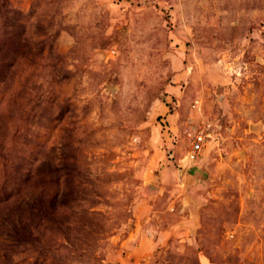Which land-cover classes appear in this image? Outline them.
I'll list each match as a JSON object with an SVG mask.
<instances>
[{
  "label": "rangeland",
  "instance_id": "374dc122",
  "mask_svg": "<svg viewBox=\"0 0 264 264\" xmlns=\"http://www.w3.org/2000/svg\"><path fill=\"white\" fill-rule=\"evenodd\" d=\"M0 264H264V0H0Z\"/></svg>",
  "mask_w": 264,
  "mask_h": 264
},
{
  "label": "built area",
  "instance_id": "2783aa9c",
  "mask_svg": "<svg viewBox=\"0 0 264 264\" xmlns=\"http://www.w3.org/2000/svg\"><path fill=\"white\" fill-rule=\"evenodd\" d=\"M206 140L207 134L203 129L195 132L190 149L188 150L186 156L181 160L185 169L196 166L197 161L204 152Z\"/></svg>",
  "mask_w": 264,
  "mask_h": 264
}]
</instances>
